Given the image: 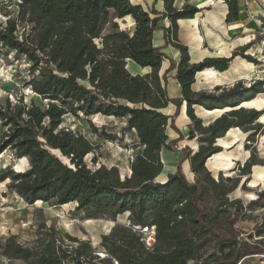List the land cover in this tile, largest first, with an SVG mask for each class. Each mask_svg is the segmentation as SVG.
Wrapping results in <instances>:
<instances>
[{
    "label": "trees",
    "instance_id": "obj_1",
    "mask_svg": "<svg viewBox=\"0 0 264 264\" xmlns=\"http://www.w3.org/2000/svg\"><path fill=\"white\" fill-rule=\"evenodd\" d=\"M164 2L165 9L158 11L131 0H20L18 16H10L5 25L0 22V43L31 61L33 78L29 84L45 102H26L22 97L16 102L9 98L0 101V124L4 128L0 153L10 151L29 161L23 171L9 166L0 169V182L10 179L8 187L29 204L38 200L55 205L75 201L76 209L88 218L109 214L116 219L128 212L130 221L129 226L115 224L101 236L107 253L103 258L92 255L89 241L66 235L77 245L64 247L63 239L51 233L39 237L37 246H24L15 235L10 236L2 245L4 255L29 264H189L210 240L220 252L212 255L211 264H238L247 255L264 253L262 241L241 238L235 225L243 201L231 199L230 194L239 186L241 176L231 182L221 173L215 177L207 167L208 159L223 149L217 144L219 138L233 127L252 125L261 116L262 111L246 106L255 105L252 101L264 92V80L249 87L239 81L213 90L192 89L199 71L212 67L225 71L239 55L254 63L258 60L245 54V49L234 51L230 57L191 62L188 46L179 39L177 20L193 18L202 9L189 3L179 9L175 0ZM226 2L227 20H238V0ZM125 17L134 26L132 32L118 22ZM167 17L171 25L161 27L159 22ZM158 28L165 30L167 44L181 52L179 61L172 59L162 76V62L168 56L153 45V33ZM128 60L150 67L151 72L133 74ZM175 68L182 99L171 98L167 89V73ZM182 100L187 101L192 120L190 138L200 134L198 150L187 149L181 159H190L195 177L189 179L180 162L178 170L161 182L157 177L165 166L163 151L175 150V142L183 139L173 116L163 109L171 102L180 108ZM244 100L249 103L243 104ZM195 105L225 111L205 125L196 115ZM68 113L126 118L128 128L139 139L133 146L140 148L131 162V173L123 177L116 165L88 166L84 157L97 145L86 135L63 126ZM169 126L179 137L170 139ZM254 126L255 132L249 135L253 141L256 132L262 130L261 123ZM93 162H97L96 157ZM256 164L264 165V160H257L253 151L239 169L249 179ZM257 205L264 207V187L249 203L251 207ZM152 225L156 226V243L149 249L142 239L144 232L136 226ZM256 228L262 235L264 220Z\"/></svg>",
    "mask_w": 264,
    "mask_h": 264
},
{
    "label": "rangeland",
    "instance_id": "obj_2",
    "mask_svg": "<svg viewBox=\"0 0 264 264\" xmlns=\"http://www.w3.org/2000/svg\"><path fill=\"white\" fill-rule=\"evenodd\" d=\"M19 1L0 0V22L3 25H5L10 16H18ZM259 5L260 10L257 11L261 22H259L254 41L250 43L257 45L249 51L251 54H248L258 60V63H255L257 69L252 70L247 78H237L228 84V86L241 81L249 87L257 80H264V0H261ZM119 24L122 28L129 26L131 32L134 30V26L129 24V22L120 20ZM19 31L20 33L23 31L22 26L19 27ZM245 54H247L246 51ZM30 62L26 56L16 54L13 49L4 47L0 43L1 102H4L7 98L12 102H16L22 97L26 102L34 99L37 103L44 105L45 102L33 92L29 84V81L33 78L30 71ZM206 90H213V88ZM260 94H257V96ZM242 102L245 104V100ZM252 103L255 105L246 107H254L262 111L261 115H263L264 105L256 104L253 101ZM184 111H187L186 104L184 105ZM195 112L204 117L203 122L206 124L217 115V113L208 116L204 115L205 112L199 108ZM166 113L170 112L166 111ZM172 115L175 127L183 131L184 136L182 140L175 142L174 149L176 150L166 149L164 157L168 161V167L172 165V161L179 158L180 153L177 152V149H183L185 152L187 149H190L192 152H196L200 145L198 138L200 134L198 132L194 138H190L189 136V126L192 123L189 115L184 114L182 116L181 108L177 106ZM180 117L183 118V121H180ZM259 123L262 124V130L256 132L255 141L250 140L249 135L255 132V129L252 127H255L254 125ZM63 126L73 129L74 132L86 135L97 145L92 153L84 157V161H86L88 166L96 169L101 164L109 167L116 165L119 167L123 177L131 173V162L135 153L140 148L133 146L139 142V139L136 133L128 128L126 119L101 114L87 117L83 113H79V115L68 113L64 116ZM95 128L98 130L97 132ZM3 130L4 128L0 124V134ZM169 130L175 137H178V134H175L178 132L176 129L171 127ZM232 130L237 132L236 136L234 134L227 135V133L223 136V139L229 142V147L224 146V142L220 141V139L217 140V144L223 147L222 151L233 154L232 167L228 170L225 168L219 169L217 175L208 161L207 167L215 177H219L221 173L224 177H230L231 182L236 177L241 176L239 186L230 194L231 199L241 198L243 201V209L235 225L240 231L241 238L250 239L249 241L253 242L262 241L261 244L264 246V233L259 235L256 228L264 220V207L261 205L249 206L250 201L257 197V191L264 187V165H253L248 174L250 176L249 179L239 169V167H242L249 160L253 151H255V158L257 160H264V120L260 116L252 125L233 127ZM93 157L97 158L96 163L93 162ZM8 166L17 171H23L29 167V161L28 158H19L10 151L1 152L0 169ZM184 171L187 172V177L192 180V174L187 169H184ZM9 182L10 179L0 182V264H29L22 259L10 258L2 253V245L10 236L15 235L17 241L24 246H37L39 237H48V233H51V235L63 239L64 247L71 248L77 245L76 242L67 239L66 235H71L77 237L79 240L89 241L94 250V252L92 251V255L95 256V254L103 252L101 244V236L103 234L109 233L117 223H122L126 226L130 225L128 212L118 215L116 219L112 218L109 214L100 215L97 218H88L84 211L76 209L77 202L75 201L56 205L51 202L29 204L17 192L8 187ZM231 210L236 211L234 207H231ZM52 230H55L56 233ZM51 235L49 237L53 238ZM219 253V246L214 240H210L205 248L201 250L200 256L191 259L189 264L201 262L211 264L213 262L212 255ZM94 260L98 259L95 258ZM241 260L242 262L240 261L238 264H264V253L247 255Z\"/></svg>",
    "mask_w": 264,
    "mask_h": 264
},
{
    "label": "crops",
    "instance_id": "obj_3",
    "mask_svg": "<svg viewBox=\"0 0 264 264\" xmlns=\"http://www.w3.org/2000/svg\"><path fill=\"white\" fill-rule=\"evenodd\" d=\"M131 2L133 4H141L147 10L152 7H155V9H157L158 11H163L165 9L164 0H131ZM260 2L261 0H238L240 7L239 19L229 22L227 20L229 5L226 0H175L174 6L179 9L187 3L195 5L202 9L193 18H179L177 20L178 36L180 41L188 46L191 62H199L205 57H230L234 51L241 52L245 51V49L247 54H251L249 53V51L256 47L257 44L250 43L254 41L255 35H257L259 22H261L260 18L258 17L257 11L260 10ZM151 16L154 17L155 15L151 14ZM120 20L129 22L126 17L123 19H119L118 22H120ZM159 25L161 27H169L171 25V20L168 17L164 18L159 22ZM125 29L130 30V27H125ZM153 45L155 47H161V50L168 56V58H165L162 62V66L160 69V75L162 76L169 70L172 59L176 60L177 62L179 61L181 52L172 44H167L165 30L163 28L154 30ZM239 57L243 58V56L241 55L237 56L230 63L229 69L225 71H219L216 69V71L219 72V78L223 76L222 73H228L232 71L234 65L237 64ZM127 66L133 74H146L151 72L150 67H142L132 60H128ZM176 72L177 70L175 68L167 73V89L171 98L182 99L183 95L181 85L175 78ZM198 73L196 74V81L192 85V89L194 91L206 90L208 88L214 89L218 85L228 86V84L235 80V77H232L230 73V78L228 77V79L221 81V83L212 84L211 82H207L204 79L200 81ZM185 104L187 108V101L182 100V104L180 106L182 116H184V114H187V111H184ZM197 106L198 105H195V110L197 109ZM199 106L203 108L202 110L206 111H214L215 109H220H207L204 106ZM175 107L176 105L171 102L167 107L163 109V111L165 113L166 111H168L170 113L166 114L173 116L172 113L175 111ZM212 114L205 113V115ZM196 115L203 120L204 117L200 116L197 112ZM218 116L220 115H216L214 118L209 120L207 124L205 122L204 124L208 125ZM180 118V121H183V118ZM170 128L171 126L167 128V133L169 134L170 139L177 138L173 133H170ZM175 134H178L177 136L179 137L178 132ZM165 151L166 149L163 151L165 166L162 173L157 177V180L165 182L168 179L169 173H175L178 170V164L180 162L182 171L187 174V172L184 171V169H187L192 174V178L194 179L195 173L191 169L190 159L186 158L184 160H181L185 153V150L177 149V152L180 153V156L177 160L172 161V165H169V167L168 161L164 157Z\"/></svg>",
    "mask_w": 264,
    "mask_h": 264
},
{
    "label": "bare ground",
    "instance_id": "obj_4",
    "mask_svg": "<svg viewBox=\"0 0 264 264\" xmlns=\"http://www.w3.org/2000/svg\"><path fill=\"white\" fill-rule=\"evenodd\" d=\"M256 69H257V65L254 62H251V61H248L242 57H239L237 64L234 65L231 72L222 73L223 78L222 77L219 78V76H218L219 72H217L216 69H214V68H206V69H204V71H200L198 73V77L200 78V81L204 79L207 82H211L212 84H216V83H221V81H223L225 79H228V77L230 78V73H231V76L235 77V80H236L237 78H247L249 76L250 72L252 70H256ZM253 102L256 104L264 105V92L261 93L259 96H257L253 100ZM247 103H248V101H245V105H247ZM197 108L203 109L199 105L197 106ZM203 111L206 114L207 113L208 114L217 113V115H220V113L223 110L216 109L214 111H210V110H208V111L203 110ZM205 113H204V115H205ZM94 116H96V115H94ZM261 118L264 120V114L261 115ZM233 134L236 136L237 132H235V130H232V129L227 132V135H233ZM219 139H220V141L224 142L223 143L224 146L229 147V142H227V140H224L223 137H221ZM233 160H234V158H233L232 153H229L226 151H220V152L214 154L213 156H211L208 159V163L211 165V168H213V170L216 171V175H217V173H218L217 171L219 169H222V168H225L227 170L230 169V167H232ZM42 202H44V201L38 200L35 204L42 203Z\"/></svg>",
    "mask_w": 264,
    "mask_h": 264
},
{
    "label": "built area",
    "instance_id": "obj_5",
    "mask_svg": "<svg viewBox=\"0 0 264 264\" xmlns=\"http://www.w3.org/2000/svg\"><path fill=\"white\" fill-rule=\"evenodd\" d=\"M136 228L144 232V237L142 239L144 240L146 247L152 249L156 243V226H145L144 228H141V226H136ZM98 255L103 258L107 255V253L105 249H103V252H99ZM115 264H119V262L115 261Z\"/></svg>",
    "mask_w": 264,
    "mask_h": 264
},
{
    "label": "water",
    "instance_id": "obj_6",
    "mask_svg": "<svg viewBox=\"0 0 264 264\" xmlns=\"http://www.w3.org/2000/svg\"><path fill=\"white\" fill-rule=\"evenodd\" d=\"M254 209L259 210V209H257V208H254Z\"/></svg>",
    "mask_w": 264,
    "mask_h": 264
}]
</instances>
